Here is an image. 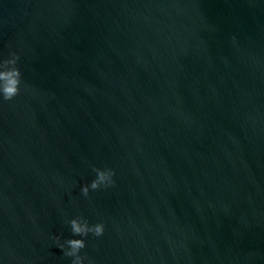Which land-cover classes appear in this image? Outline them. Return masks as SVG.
<instances>
[{
    "label": "water",
    "instance_id": "water-1",
    "mask_svg": "<svg viewBox=\"0 0 264 264\" xmlns=\"http://www.w3.org/2000/svg\"><path fill=\"white\" fill-rule=\"evenodd\" d=\"M13 52L0 264H264V0H0Z\"/></svg>",
    "mask_w": 264,
    "mask_h": 264
},
{
    "label": "clouds",
    "instance_id": "clouds-1",
    "mask_svg": "<svg viewBox=\"0 0 264 264\" xmlns=\"http://www.w3.org/2000/svg\"><path fill=\"white\" fill-rule=\"evenodd\" d=\"M20 57L18 53L13 52L9 58L0 60V97L4 101H10L15 98L21 91L22 72L17 66ZM97 178L90 185H84L82 194L88 196L90 189H99L102 185L107 187L114 184L113 176L115 172L111 168H94ZM70 225L74 236L87 237L89 233L94 236H101L105 231V225L101 223L90 224L84 216H77L67 221ZM59 239V237H57ZM65 244H61L60 248L65 249L64 255L74 257L71 264H85V256L80 254L81 249L86 247V240L83 238H71L66 240ZM88 264H95V261L88 260Z\"/></svg>",
    "mask_w": 264,
    "mask_h": 264
}]
</instances>
